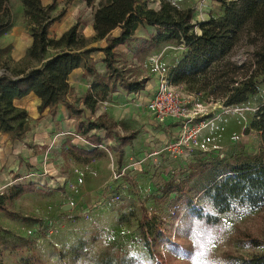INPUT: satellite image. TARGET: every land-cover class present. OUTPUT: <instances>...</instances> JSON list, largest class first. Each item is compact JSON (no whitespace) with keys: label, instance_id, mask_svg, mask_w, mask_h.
I'll return each instance as SVG.
<instances>
[{"label":"rangeland","instance_id":"rangeland-1","mask_svg":"<svg viewBox=\"0 0 264 264\" xmlns=\"http://www.w3.org/2000/svg\"><path fill=\"white\" fill-rule=\"evenodd\" d=\"M100 1L94 0L75 17L84 32ZM147 1L150 8H159L160 0ZM168 1L192 10L196 33L197 24L207 20L203 15L208 6L209 18H220L223 13L219 0ZM7 7L11 19L0 32V73L7 69L14 75L6 66L10 61L11 29L27 28L22 16H15L17 1L8 0ZM151 31L143 26L141 36L128 44L131 56H117L116 86L122 81L154 84L181 60L182 45L171 42L149 46ZM246 50L241 49L234 59L247 60ZM99 74L94 82L103 79ZM180 87L190 101L189 108L204 115L200 121L205 127L187 145V157L161 152L154 159L141 153L145 144H153L159 151L167 141H176L177 123L172 127L177 126L178 131L163 138L148 135L136 121L120 122L119 134H135L120 156L114 152L119 144L117 136L111 133L107 138L95 129L87 134H97L101 139L95 155L79 154V150L92 148L71 126L57 129L68 144L39 147L27 140L31 121L22 140L0 144V196H6L14 185L32 184L16 199L3 200L9 212L20 218L0 212V264H242L264 256V207L236 205L218 215L217 223L211 226L191 213L194 207L204 214L217 215L205 190L238 158L259 154L262 132L252 126L264 125V75L257 78V94L235 106L225 107L224 100L214 99L208 92L195 94ZM80 95L70 92L73 104L78 103ZM105 103L100 105L101 110L109 108ZM97 110L87 113L88 118H78L83 130L87 122L95 121ZM167 187L179 188L182 193L165 196ZM140 221L144 232L139 228Z\"/></svg>","mask_w":264,"mask_h":264},{"label":"trees","instance_id":"trees-1","mask_svg":"<svg viewBox=\"0 0 264 264\" xmlns=\"http://www.w3.org/2000/svg\"><path fill=\"white\" fill-rule=\"evenodd\" d=\"M73 0H65L68 6ZM223 7L220 18L210 17L197 24L199 32L194 30L192 10L180 9L168 0H160L159 8L148 7L147 0H101L94 9L92 29L95 36L84 38L79 34L80 22L65 31L59 38L47 36L48 27L58 21L64 10L53 15L56 1L43 6L40 0H21L23 19L32 44L27 50V58L43 61L48 50L54 54L40 66L20 75H0V132L8 134L10 141L22 140L29 132L30 119L24 109L15 107L13 102L30 93L39 100V112L46 108L54 114V109L64 104L70 115L80 116L66 101L70 92L69 74L78 68L89 75H96L90 54L101 52L103 64L108 75L99 82H93L90 92L83 99V105L91 112L99 102L116 89L119 80L115 68L117 53L115 48L133 39L139 26L148 25L156 28V33L148 40L149 46L164 43L182 45L184 53L181 60L169 72L173 86H185L189 92L199 94L208 92L214 99L224 100V106L244 103L248 96L257 94V78L264 75V0H219ZM8 0H0V32L10 23L11 13L7 7ZM87 6L91 1L86 0ZM118 30L117 36L112 33ZM104 41L103 48L89 47L92 42ZM246 50L247 60L238 62L235 55ZM120 87L127 92H134L142 86L122 81ZM76 124V131L95 148L79 150L86 157L95 155L101 139L97 134L87 135L90 130L104 129L109 137L112 127L102 120ZM261 128L262 144L258 155L238 158L232 167L223 173L205 190L217 215L204 214L202 209L192 208L191 213L205 226L217 223L218 215L229 212L236 205H247L253 209L264 207V125L253 124ZM120 144L115 151L121 154L132 136H118ZM32 184L14 185L6 196H0V212L20 218L11 213L4 205V199L12 201L30 189ZM182 193L179 188L164 189V195ZM146 218V217H145ZM144 232L143 221L140 227ZM146 237V234H144ZM242 264H264V256L254 257Z\"/></svg>","mask_w":264,"mask_h":264},{"label":"crops","instance_id":"crops-1","mask_svg":"<svg viewBox=\"0 0 264 264\" xmlns=\"http://www.w3.org/2000/svg\"><path fill=\"white\" fill-rule=\"evenodd\" d=\"M17 1V11L15 16L20 18L22 16L23 18V6L21 3V0ZM56 1V7L52 14L56 13L58 14L60 11L64 10L63 15L61 18L52 23L48 29H47V36L49 38H59L65 31H67L71 26H73L76 21L75 17L77 16L79 10L83 9L84 7H89L86 4V0H73L68 6H64L65 0H55ZM91 1V5L94 0ZM41 4L43 6L49 5L53 2V0H40ZM98 6V5H97ZM149 7V6H148ZM150 8V7H149ZM153 9V8H152ZM155 10V9H154ZM210 7L208 6L206 11V15L204 14L203 17H206L205 19L208 20L209 18V11ZM55 14V15H56ZM93 15V14H92ZM81 26V24H80ZM79 26V34L82 35L84 38L92 39L95 36V33L92 29V20L89 27H87V30L84 32L81 30V27ZM152 28V31L149 32L151 36H153L156 33V28L148 25H143ZM143 26H139L133 36V39L124 44L119 45L115 48V51L117 53V56L121 53H125L128 56H131V49L128 47V44L132 43L133 41H136L137 36H141V32L143 31ZM116 33V34H114ZM118 30H115L112 33V36H117ZM103 43L102 46H100ZM32 44V37L28 33L23 26H15L11 29V42H10V61L7 62V67L14 72V75H20V72L26 73L30 69L36 68L40 66L44 61H46L48 58H50L54 51L48 50L45 54V57L43 61H35L27 58V50ZM105 46V42L102 41H96L92 42L89 47H95V48H103ZM97 55H94V53L90 54V58L92 59L93 66L96 69V74L100 73V77L105 78L108 75V72L106 71L103 62L104 55L101 52H95ZM96 60L99 61V65L96 64ZM101 67V69H100ZM169 74V72H168ZM13 75V76H14ZM89 75L85 70L78 68L73 70L69 76H68V83L70 86V92H74L76 94H81L79 97V101L77 104H73L70 100V92L68 96L66 97L67 103H69L75 110L81 111V115H83L85 118H88L87 113L91 112L90 110L86 109L83 105V99L85 96L90 92V86L95 81V77ZM158 81L154 82V84H140L142 87L134 92H127L120 86H116V89L111 92L107 98L99 102V106L96 105L93 112L94 113L97 108V113L95 115L96 119H94L93 123L97 122V120H102L107 125H110L112 127L111 133L113 135L118 136H132V139L130 143L127 146H124L122 148L121 154L117 153L115 150L114 152L118 154L119 156L122 155L123 149L130 146L132 140L134 139L135 134H119L120 132V122H132L136 121L140 127H144V129L148 132V135L151 136H160L162 135L163 138L165 134H172L175 130L178 131L177 126L173 124L175 123L172 120H166L164 124L162 125H153L151 123L150 117L145 114L142 111V103L146 102L148 99H150L156 90V87L158 85ZM116 85V83H115ZM107 100V101H106ZM108 105L106 109H100V105L104 104ZM120 102V103H119ZM15 107L24 109L27 112V115L31 122H33V127L31 128V133L28 135L27 140L32 142L34 145H38L39 147H50L51 145H66L69 143V140H66V137L59 133L57 130L58 128L62 129H68L72 127V130L77 132L75 127L78 122H82V120L78 119L80 116H73L68 113V111L65 108L64 104H60L54 109V114H51V110L49 108L44 109L43 111L39 112L38 107L40 105V100L33 94L30 93L27 96L15 100L13 102ZM77 118V119H75ZM73 122V125H72ZM83 123V122H82ZM84 125V124H83ZM71 126V127H70ZM64 131V130H63ZM100 132L105 131L104 129H100ZM110 133V134H111ZM106 136V131H105ZM148 137V136H147ZM9 135L0 132V144L8 143ZM119 142V141H118ZM120 144V142H119ZM118 144V145H119ZM52 147V146H51ZM155 150V147L153 144H145L142 147L141 153L142 156L148 155L150 152ZM158 157V156H157ZM156 157H154L155 159ZM138 162L142 161L140 158L137 160Z\"/></svg>","mask_w":264,"mask_h":264},{"label":"built area","instance_id":"built-area-1","mask_svg":"<svg viewBox=\"0 0 264 264\" xmlns=\"http://www.w3.org/2000/svg\"><path fill=\"white\" fill-rule=\"evenodd\" d=\"M3 74L5 72L0 73V75ZM141 105L142 111L150 117L153 125H162L166 120H172L179 126V136L176 141H167L159 151H152L148 156L157 157L159 153L165 152L170 157H176L182 153L186 154L184 157H187V145L205 126H202L200 121L204 115L196 108H189L190 101L184 96L182 88L173 86L170 83L169 74L163 73L152 97ZM102 133L104 134L105 131ZM88 145L92 149L95 148L89 143Z\"/></svg>","mask_w":264,"mask_h":264}]
</instances>
